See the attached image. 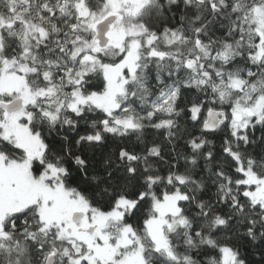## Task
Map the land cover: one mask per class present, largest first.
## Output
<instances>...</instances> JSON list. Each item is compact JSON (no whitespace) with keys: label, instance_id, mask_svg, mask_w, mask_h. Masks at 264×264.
<instances>
[{"label":"snow or ice","instance_id":"obj_1","mask_svg":"<svg viewBox=\"0 0 264 264\" xmlns=\"http://www.w3.org/2000/svg\"><path fill=\"white\" fill-rule=\"evenodd\" d=\"M0 264H264V0H0Z\"/></svg>","mask_w":264,"mask_h":264}]
</instances>
